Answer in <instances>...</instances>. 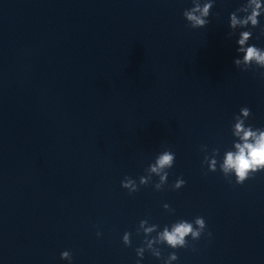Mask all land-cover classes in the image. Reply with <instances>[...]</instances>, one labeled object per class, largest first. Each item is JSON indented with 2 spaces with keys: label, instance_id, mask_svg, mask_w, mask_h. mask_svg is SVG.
Segmentation results:
<instances>
[{
  "label": "clouds",
  "instance_id": "obj_1",
  "mask_svg": "<svg viewBox=\"0 0 264 264\" xmlns=\"http://www.w3.org/2000/svg\"><path fill=\"white\" fill-rule=\"evenodd\" d=\"M212 7V3H206L201 8L199 5L196 6L193 11H185L183 15L187 20L193 22V27L195 26H205L208 21L202 17H207L209 15V8ZM250 14L246 15L243 19H238L236 12H249ZM200 12V15H195L194 12ZM264 15V6H262L261 0H247L246 3L242 4L235 11L230 13V27L235 29L237 25L246 26L251 25L253 28L259 25V17ZM264 32V29H262ZM252 33L250 31H244L240 34V38L237 43L240 46L238 51L244 53L243 63L251 64L255 62L260 68H264V50H261L255 45H251L246 49L243 47L246 41L249 40ZM242 61L235 60L234 63L238 66ZM249 108L245 107L242 109L245 115L248 114ZM237 134L239 135L243 131L241 123L236 125ZM255 133L252 131H243V136L241 139L244 141L243 144H237L236 148L238 151L236 153H228L225 160V170L232 169L236 174V184H243L246 179H248V172L250 170L255 171L262 166H264V133H261L259 138L255 139L254 142H249V138L254 137ZM173 160V155L169 153H164L158 160V166L154 167L152 171L156 172L159 169L164 168L165 166H171ZM162 180L164 177L161 178ZM186 182L183 179H178L175 187L179 189L181 185H184ZM124 187H129V184H124ZM196 224L199 226L198 230H194L193 226L187 222H181L175 225L171 232L167 229L161 234L160 239L166 241L167 244L173 248H185L188 247V242L186 237L191 234L193 240H198L201 235L205 232L206 222L203 217L196 220ZM152 229H147L146 231H151ZM99 235V233H98ZM210 236L211 233H208ZM125 243L128 242L127 234L124 237ZM150 246V245H149ZM138 254H142V249L138 250ZM177 255L172 253L169 255V260H177ZM61 259H67L71 261L72 257L69 251H63L61 253ZM139 264V261L137 262Z\"/></svg>",
  "mask_w": 264,
  "mask_h": 264
}]
</instances>
